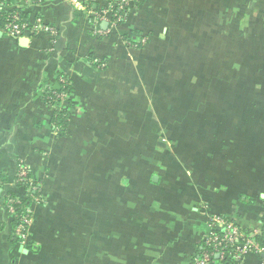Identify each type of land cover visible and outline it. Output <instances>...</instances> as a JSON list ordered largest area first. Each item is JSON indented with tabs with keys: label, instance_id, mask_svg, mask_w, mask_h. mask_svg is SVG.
<instances>
[{
	"label": "crops",
	"instance_id": "0c3cea01",
	"mask_svg": "<svg viewBox=\"0 0 264 264\" xmlns=\"http://www.w3.org/2000/svg\"><path fill=\"white\" fill-rule=\"evenodd\" d=\"M13 4L57 34L0 33V264H191L210 216L262 227L264 63L231 64L264 59V0H131L109 31L67 0ZM59 79L61 137L45 100ZM19 162L39 198L24 244L4 209L25 200Z\"/></svg>",
	"mask_w": 264,
	"mask_h": 264
},
{
	"label": "built area",
	"instance_id": "2783aa9c",
	"mask_svg": "<svg viewBox=\"0 0 264 264\" xmlns=\"http://www.w3.org/2000/svg\"><path fill=\"white\" fill-rule=\"evenodd\" d=\"M19 0H0V33L6 35L14 40L24 38L28 34L31 36L38 35L40 33H48L52 37L56 36V31L53 27L47 26L42 20L37 17L33 22H29L28 19H23L21 12L18 11L12 5ZM30 1L37 4H42L48 0H20ZM70 5L75 9L87 11L89 14L94 15L95 24L105 21L108 23V30L114 29L117 25L124 20L122 12L125 11L131 2V0H114L107 1L102 9L98 11L91 10V0H67ZM12 2V3H11ZM20 10V9H19ZM99 34H105L99 31ZM127 42V41H126ZM136 47V46H134ZM63 79H60V81ZM63 82V81H61ZM59 104L64 102L65 97L60 95ZM56 102L53 101V104ZM57 104V103H56ZM15 183L26 185L24 189V197L31 198L35 202H39L38 189L32 179L29 176V169L23 162L18 163ZM33 187L36 188L37 195L32 191ZM0 188V195L2 192ZM4 209L15 220V226L12 229V238L19 244L27 243L30 237V227L33 221V215L28 207H21V199L18 197L9 196L6 197L4 203ZM20 206L21 212L17 211V207ZM208 235L202 239L201 251L198 256L192 261L191 264H221L225 260L224 250L231 248L229 258L233 261V264H242V262L250 255L261 256L264 259V244H261L256 236H261L264 240V226L261 228H253L248 230V233L236 225L233 221L218 216L212 215L208 218ZM217 256V257H216ZM214 258V260H213Z\"/></svg>",
	"mask_w": 264,
	"mask_h": 264
},
{
	"label": "trees",
	"instance_id": "16d2710c",
	"mask_svg": "<svg viewBox=\"0 0 264 264\" xmlns=\"http://www.w3.org/2000/svg\"><path fill=\"white\" fill-rule=\"evenodd\" d=\"M3 1L5 2L7 0H3ZM111 1H114V0H111ZM128 9H129V7L125 11L122 12L123 17H125V15H127V10ZM18 11L21 12V10H19V9H18ZM21 15H22L23 19H27L26 16L22 12H21ZM5 16L6 15L2 14L0 19H2ZM121 24H122V22H120L117 25V27L119 28ZM128 41L130 43H136V41H134V39H132V38H129ZM135 45H136V48H138L140 46L137 43ZM262 51H264V49ZM262 56H264V54ZM261 63H264V59L263 58L258 59L256 57V58H254L252 60L233 61L232 64H231V67H242V68H245L247 70L249 69L250 72H251L252 71L251 68L252 69L253 68H260ZM208 76L200 75L198 77L199 80H200L199 82L206 81ZM246 77H247V79H249V81H252L253 78H254L253 76H246ZM61 81H63V82H61ZM61 81L59 79V87H58L57 90L51 91L48 94H46V96H45L46 104L51 106L52 107V111H53L52 112V120H51L52 131H53V133H55L59 137L63 136V134L66 131V127H67V123H68V114L67 113H68V111L66 110L65 105L69 101V93H70V82L67 79H63ZM57 95L58 96L63 95L65 97L64 102L62 104H59V98L57 97ZM53 101H55L57 104L56 103L53 104ZM29 176H31V173H29ZM3 184H4V180L0 176V188L1 187L3 188ZM17 185L21 186L22 188H27L26 185H22V184H19V183H17ZM32 191H33V193L35 195H37V191H36L35 187H33ZM9 196H13L14 197L15 195L14 194H8L6 197H9ZM30 199L31 198H29V196L27 198L25 197V200L21 199V205H22L21 207H30L29 206V204H30L29 200ZM5 200H6V198H5ZM17 211L19 213L21 212L20 206L17 207ZM13 223H14V225H13V227H14L15 226V220L13 221ZM262 226H264V222H263ZM242 230H243V232L248 233V230H246V229H242ZM255 239H257L261 244H264V240H263V238L261 236H256ZM201 248H203L202 245H201ZM201 248H200L197 256L199 255V253L201 251ZM231 250L232 249L230 247L224 250L226 256H225V260L221 264H233V261L229 258V255H230L229 253H230ZM253 256L258 257V258L261 257V256H257V255H253ZM213 260H214V258H213Z\"/></svg>",
	"mask_w": 264,
	"mask_h": 264
},
{
	"label": "water",
	"instance_id": "95a60500",
	"mask_svg": "<svg viewBox=\"0 0 264 264\" xmlns=\"http://www.w3.org/2000/svg\"><path fill=\"white\" fill-rule=\"evenodd\" d=\"M19 40L23 45L27 44V38H20Z\"/></svg>",
	"mask_w": 264,
	"mask_h": 264
}]
</instances>
